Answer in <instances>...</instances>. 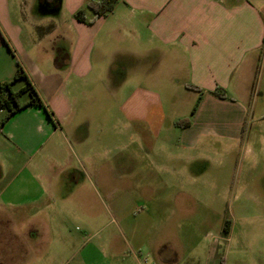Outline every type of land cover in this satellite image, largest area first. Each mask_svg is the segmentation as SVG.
I'll use <instances>...</instances> for the list:
<instances>
[{
    "label": "crops",
    "instance_id": "0c3cea01",
    "mask_svg": "<svg viewBox=\"0 0 264 264\" xmlns=\"http://www.w3.org/2000/svg\"><path fill=\"white\" fill-rule=\"evenodd\" d=\"M89 1L0 0V84L10 82L19 65L43 105L26 107L0 126V151L6 145L29 162L42 152L40 160L47 165L46 177H32L26 161L11 178L0 165V219L7 208L29 214V222L33 208L45 211L49 259L61 264H179L181 257L188 264H217L203 238L185 239L180 252L182 240L172 236L180 232L174 218L181 214L175 177H146L138 189L107 190L102 198L98 192L76 191L88 177H65L57 192L54 175L64 170L69 176L73 163L87 174L84 164L92 170L100 157L90 121L98 98L82 86L102 84L113 100L112 93L133 73L160 76L165 70L191 94L192 107L199 93L186 86L199 88L201 96L193 115L170 116L165 125L160 107L149 106L162 100L161 93L138 84L122 106L129 130L134 123L155 140L167 135L160 137L165 145L183 149L220 133L241 140L258 65L264 68V0H117L110 13L90 25L77 22L73 15ZM52 3L57 9L49 13ZM24 84L18 80L11 89L17 92ZM259 88L264 94L262 77ZM215 90H223L225 98L214 96ZM182 119L188 127L176 125ZM146 143L141 148L148 154L154 144L148 137ZM23 172L29 177H19ZM100 204L108 217L103 224ZM53 232L64 238L51 244Z\"/></svg>",
    "mask_w": 264,
    "mask_h": 264
},
{
    "label": "rangeland",
    "instance_id": "374dc122",
    "mask_svg": "<svg viewBox=\"0 0 264 264\" xmlns=\"http://www.w3.org/2000/svg\"><path fill=\"white\" fill-rule=\"evenodd\" d=\"M56 6V3L47 4V12H55ZM60 9V13H65L62 7ZM82 9L85 10V6ZM86 13L88 17L91 16L89 12ZM184 73L181 69L180 75ZM144 77L133 73L126 84L112 93L113 100L108 97L102 84L82 86L84 92L93 91L98 98L93 103L95 116L90 121L100 157L92 170L84 164L87 174L83 175L74 163L67 169L72 170L69 176L64 170L58 171L54 175L58 180L57 192L65 186V177H76L79 181L81 177H88V180H81L76 185V191L98 192L102 198L107 190L124 192L138 189L146 177H175L172 185L173 191L180 193L181 214L174 218L180 232L173 231L172 236L180 242L182 240L180 252L186 247L183 244L185 239L187 243L190 239L203 238L204 245L211 247L217 264H264V94L259 88L261 77L264 81L263 65H258V79L249 101L243 141L232 134L220 133L202 138L192 149L165 145L160 137L167 135H160L155 140L153 135L142 133L139 125L134 123L132 130L127 128L123 101L138 84L161 93L162 100L149 102V106L153 110L160 107L165 114V125L169 124L168 120L173 115H181V118L184 113V117L188 118L193 108L191 94H186L181 86L170 80L165 70L160 72V76L158 72ZM231 94L234 95L230 93L229 96ZM24 98H20V101ZM89 102V98H82L84 105ZM106 109L112 114L104 115ZM147 137L154 144L153 151L148 154L141 148L147 145ZM67 140L74 146L70 138ZM58 141L64 144L65 153L67 147L64 141L61 137H58ZM5 147L0 151V165L4 168L5 176L11 178L28 161V157L17 156L12 148ZM40 155L42 152L26 163L32 177L47 176V165L40 160ZM165 167L179 170L180 174H172ZM26 173H21L19 177H29ZM103 208L100 204L98 212L102 224L108 220ZM20 211L7 208L0 219V264H61L49 259L52 251L47 249V213L33 208L29 222L26 219L29 214ZM226 222L230 224L227 234L224 233ZM75 231L78 232V229ZM61 237L60 233L53 232L48 236V241L51 240L53 244L64 238ZM179 264L188 262L181 257Z\"/></svg>",
    "mask_w": 264,
    "mask_h": 264
},
{
    "label": "trees",
    "instance_id": "16d2710c",
    "mask_svg": "<svg viewBox=\"0 0 264 264\" xmlns=\"http://www.w3.org/2000/svg\"><path fill=\"white\" fill-rule=\"evenodd\" d=\"M60 0H56L59 4ZM117 0H91L85 5V10L81 9L77 11L73 18L83 24L90 25L94 20L106 16L110 13L116 5ZM89 12L91 14V19L87 20L85 13ZM18 80L24 81V86L17 92H13L11 86L14 82ZM186 88L196 91L199 93V98L191 110V115L194 114L198 102L200 101L201 91L199 88L191 85H187ZM213 95L218 98H225L223 90H215ZM25 97L26 101H20V98ZM26 107H37L42 108V102L39 99L36 91L28 81L22 68L17 65L13 79L10 82L0 84V113H3V117L0 121V126L4 125L12 116H14L19 111ZM176 125H183L184 127L189 126L188 121L183 123H176ZM230 230L229 224L224 226V233H228Z\"/></svg>",
    "mask_w": 264,
    "mask_h": 264
},
{
    "label": "flooded vegetation",
    "instance_id": "af4514ba",
    "mask_svg": "<svg viewBox=\"0 0 264 264\" xmlns=\"http://www.w3.org/2000/svg\"><path fill=\"white\" fill-rule=\"evenodd\" d=\"M244 134H246V131H245V132L243 131V132L241 133V140H242V141H243ZM226 224H229V223L226 222L225 225H226ZM225 225H224V226H225ZM229 227H230V224H229Z\"/></svg>",
    "mask_w": 264,
    "mask_h": 264
}]
</instances>
